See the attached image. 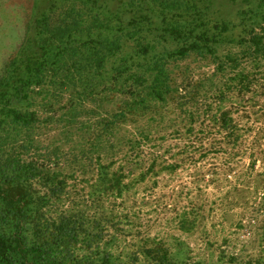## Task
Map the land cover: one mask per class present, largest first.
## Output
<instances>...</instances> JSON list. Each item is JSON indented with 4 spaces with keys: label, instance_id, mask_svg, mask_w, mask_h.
<instances>
[{
    "label": "trees",
    "instance_id": "obj_1",
    "mask_svg": "<svg viewBox=\"0 0 264 264\" xmlns=\"http://www.w3.org/2000/svg\"><path fill=\"white\" fill-rule=\"evenodd\" d=\"M231 2L237 20L215 15L213 0H122L120 12L109 0H55L43 12L38 42L0 75V264H119L103 223L121 214L106 203L179 165L157 156L135 172L154 128L175 116L193 134L202 97L221 110L264 72V0ZM192 58L214 71L196 79ZM216 117L230 129L229 111ZM143 252L174 264L165 246Z\"/></svg>",
    "mask_w": 264,
    "mask_h": 264
},
{
    "label": "rangeland",
    "instance_id": "obj_2",
    "mask_svg": "<svg viewBox=\"0 0 264 264\" xmlns=\"http://www.w3.org/2000/svg\"><path fill=\"white\" fill-rule=\"evenodd\" d=\"M53 1L0 0V75L21 46L31 52L39 40L36 21ZM109 1L122 11V0ZM213 9L219 18L237 20V4L231 0H213ZM153 23V33L161 34V19L153 17ZM189 62L196 79L215 69L199 59ZM257 80L254 91L234 92L221 110L213 95L202 97L201 117L191 135L185 127L189 121L175 116L154 128L153 141L144 146L145 160L135 172L157 156L160 162L179 165L173 172L150 175L125 200L106 203L107 211L121 214L103 223V245L116 242L109 250L119 264L132 258L137 264H156L143 250L162 246L174 264H264V72ZM217 83H222L220 77ZM207 105L214 108L209 115ZM222 110L230 113V129L214 119ZM122 154L119 163L127 158ZM88 209L101 218L102 208L89 202Z\"/></svg>",
    "mask_w": 264,
    "mask_h": 264
}]
</instances>
